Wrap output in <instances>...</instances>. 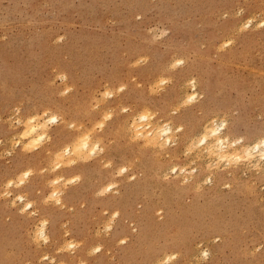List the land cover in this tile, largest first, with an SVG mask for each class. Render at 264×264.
<instances>
[{
  "label": "rangeland",
  "instance_id": "obj_1",
  "mask_svg": "<svg viewBox=\"0 0 264 264\" xmlns=\"http://www.w3.org/2000/svg\"><path fill=\"white\" fill-rule=\"evenodd\" d=\"M154 26L167 34L153 41ZM121 85L93 110L103 87ZM18 106L60 123L39 149L23 151L24 139L9 155ZM108 112L102 131L88 128ZM210 118L233 144L264 138V0H0V191L32 170L12 189L16 205L0 198V264H264V166L210 169L202 152L183 155ZM69 123L91 132L88 147L45 171L50 153L77 144Z\"/></svg>",
  "mask_w": 264,
  "mask_h": 264
},
{
  "label": "clouds",
  "instance_id": "obj_2",
  "mask_svg": "<svg viewBox=\"0 0 264 264\" xmlns=\"http://www.w3.org/2000/svg\"><path fill=\"white\" fill-rule=\"evenodd\" d=\"M250 23V21H249ZM245 28H247V24L244 25ZM149 34H152L153 41L160 39L162 36L167 34V31L164 29H158L157 27L150 28L148 30ZM223 45V44H222ZM220 46V50H223L224 47ZM144 63H147V58L144 59ZM185 64V60L183 58H176L171 61L169 64V68L173 71L177 70L179 67H182ZM66 74H58L57 79L60 81L63 79H66ZM170 80L166 78H161L159 80V83L156 85V90H160V85H165L169 83ZM189 85V94L185 98L184 103L187 105L191 101H193L196 97L191 93V86L195 83L194 79L190 78L187 82ZM124 90H126V85L118 86L117 89L113 90L110 86L103 87L98 95L96 97H93L92 99V108L93 110H98L101 105L106 101L110 99H114L117 92L122 93ZM129 109L128 107H123L122 112L128 113ZM21 108L18 106L14 109V117L8 118V123L10 127L16 128L20 125H23V130L17 133L16 136H14L10 140V149H6L5 152L7 154H11L12 151L15 150V148L21 144V142L24 139H28L27 143L23 144L22 150L25 152H32L44 145L42 142H50L51 136H50V129L52 126L56 125L57 123H60V117L51 114L49 111L44 110L43 114H33L27 117L20 116ZM47 117V118H45ZM113 118V114L108 112L105 113L101 118H99L95 125L90 124L88 126L91 130H98L102 131L104 127H106V122ZM157 117L153 118V122L155 121ZM139 121H146L148 119V110H143V113L139 115L138 117ZM130 123V129H131V135L133 137L139 136L140 133L135 131V128L143 127V125H134L132 121ZM213 124L215 127H213ZM164 125L162 124L161 130H163ZM68 128L70 130L76 131L78 134V142L74 147H71L69 145H65L62 149L50 153L52 155L51 160V168L45 169V171H51L52 173H57V171L62 166H74L77 161L75 160H66L65 156L69 152H78L82 148L88 147V141L91 135V132H84V129L82 126L77 125L76 123H69ZM38 129L40 130L38 133ZM227 129V122H222L219 119L213 120L212 118L209 119V121L206 122V127H202L201 131L193 137L189 143L184 147L183 149V155L185 157H188L189 155L196 154L197 151H201L203 156L205 157V160L207 161L206 164L208 168L210 169H219L221 168V164L223 163L224 168H228L231 166L239 165L241 163L247 162L251 168L259 170L262 166L261 162L264 161V138H261L259 141H257L255 144L251 145L250 147H245L243 151L239 150H233L232 144L233 140L230 137H227L225 135H221V131L224 130L226 132ZM173 129H168V136L164 138V143L161 145V147H164L165 145L170 146L169 141L174 139L172 136ZM176 133L182 132V129L180 127H177L175 129ZM80 133H83L82 135ZM36 134V135H34ZM219 134V138H217ZM224 140H228L229 145V151L227 153L221 154L217 153L215 151H212L208 148L209 144H219ZM0 143H3V141H0ZM143 143V141H141ZM236 149L240 148L241 141L239 138L235 141ZM257 149H260L257 151ZM92 151H96V148L93 147L91 149ZM256 157H259L258 160H256L255 163H252V160ZM84 162H88L87 158H85ZM193 164L197 163V161H193ZM180 172H184L185 169L181 167L179 169ZM192 172H195V168H191ZM171 172L175 173L177 172V168L173 167L171 168ZM32 175L31 169H26L19 173L17 177L15 178H9L4 185V188L2 191H0V198H10L13 205H16L23 197L21 195H14L12 189H19L20 186H22L26 182V178L30 177ZM75 180H79L80 177L77 175L74 177ZM188 176H185V181H187ZM56 181L54 180L53 183ZM71 182V181H69ZM56 196V191L54 190L51 194L49 199ZM57 203H59V200L57 199ZM23 208L24 206H20ZM28 209H31V205L28 206ZM43 233H38L36 239L39 240L40 236H42ZM47 237H44V240L47 241ZM69 248L72 247L71 244L68 245ZM96 252H99L100 249L96 248ZM210 253L207 251H204L202 253L203 258L206 260ZM178 257H170V259H176ZM44 260L47 261V257H44ZM160 264H167V261H160Z\"/></svg>",
  "mask_w": 264,
  "mask_h": 264
},
{
  "label": "bare ground",
  "instance_id": "obj_3",
  "mask_svg": "<svg viewBox=\"0 0 264 264\" xmlns=\"http://www.w3.org/2000/svg\"><path fill=\"white\" fill-rule=\"evenodd\" d=\"M42 115V114H41ZM140 115V114H139ZM139 115H138V117H139ZM133 119H134V117H132ZM136 119H138V118H136ZM135 122V121H134ZM207 122V121H206ZM143 123H144V121H140L139 123H137V124H135V125H143ZM204 126V125H203ZM213 127H215V125H213ZM138 128H141V127H138L137 126V129ZM137 129H135V131L136 132H139ZM39 130V129H38ZM39 133V132H38ZM36 135V134H35ZM217 138H219V134H218V136H217ZM263 138V137H262ZM28 140V139H27ZM260 139H258V140H254V141H252L251 143H244V142H242L241 141V145H240V148L239 149H236V145H235V143L234 144H232V149L233 150H239V151H243L244 150V148L245 147H250L251 145H253V144H255L257 141H259ZM236 141V140H235ZM234 142V141H233ZM208 148L209 149H211L212 151H215V152H217V153H221V154H224V153H227L228 151H229V145H228V143H227V141L226 140H224V141H222L221 143H219V144H209L208 145ZM260 149H257V151H259ZM201 152V151H200ZM259 159V157H256V158H254L253 160H252V162H256V160H258ZM264 162V161H263ZM27 204H29V203H27ZM42 232V231H41Z\"/></svg>",
  "mask_w": 264,
  "mask_h": 264
}]
</instances>
